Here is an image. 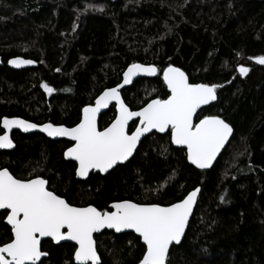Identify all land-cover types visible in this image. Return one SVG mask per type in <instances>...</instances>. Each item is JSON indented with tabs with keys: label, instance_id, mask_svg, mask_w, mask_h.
Segmentation results:
<instances>
[{
	"label": "trees",
	"instance_id": "16d2710c",
	"mask_svg": "<svg viewBox=\"0 0 264 264\" xmlns=\"http://www.w3.org/2000/svg\"><path fill=\"white\" fill-rule=\"evenodd\" d=\"M0 56V134L5 116L76 125L83 107L119 84L133 63L156 65L158 73L122 90L132 110L170 94L163 80L169 65L192 83L218 85L216 102L196 122L218 115L234 134L210 169L192 165L170 132H155L129 161L82 180L64 156L70 141L19 131L12 135L15 148L0 151V168L18 179L39 175L74 206L100 210L121 200L169 205L200 186L168 264H264V65L255 60L264 56V0H0ZM14 56L38 64L13 69L7 61ZM240 66L249 69L246 75ZM115 116L112 105L100 129ZM9 232L0 213L1 244ZM95 239L100 264H138L146 250L133 232L106 230ZM42 250L49 253L43 264H76L74 245L47 240Z\"/></svg>",
	"mask_w": 264,
	"mask_h": 264
},
{
	"label": "snow or ice",
	"instance_id": "6c2138e0",
	"mask_svg": "<svg viewBox=\"0 0 264 264\" xmlns=\"http://www.w3.org/2000/svg\"><path fill=\"white\" fill-rule=\"evenodd\" d=\"M255 60L264 65V56ZM9 63L19 67L33 61L16 59ZM238 71L246 75L249 69L240 66ZM156 72L155 66L133 63L123 73V84L130 83L140 73L155 75ZM163 80L170 92L167 98L153 99L138 111L129 110L121 99L119 89L123 85L106 89L94 106L83 108L82 119L71 128L51 123L38 126L5 117L2 124L7 131L0 135V149L14 147L8 134L14 126L25 132L39 127L49 137H68L73 143L64 156L76 162L75 175L84 178L94 170L108 173L129 161L141 137L155 129L160 133L170 132V142L185 147L187 160L196 168H210L233 135V127L218 115L204 116L198 123L194 117L202 105L217 99L218 85L190 83L180 68L171 65L163 70ZM41 87L48 93L53 91L47 84ZM112 101L116 102L118 114L101 130L97 114ZM133 118H139V126L130 131L129 121ZM49 184V180L39 175L18 179L7 168L0 169V210H7L6 223L11 226L8 242L0 246V264H43L42 257L49 255L41 248L45 237L57 243L75 241L76 264H98L100 257L93 234L104 228L117 232L132 229L139 234L146 246L139 264H168L170 246L181 243L200 191L196 188L167 206L121 200L111 204L113 210H100L91 204L74 206L50 190Z\"/></svg>",
	"mask_w": 264,
	"mask_h": 264
},
{
	"label": "water",
	"instance_id": "95a60500",
	"mask_svg": "<svg viewBox=\"0 0 264 264\" xmlns=\"http://www.w3.org/2000/svg\"><path fill=\"white\" fill-rule=\"evenodd\" d=\"M16 59H21V60H31V61H33V63L32 64H21L19 67H17L15 64H11V63H9V61L10 60H16ZM3 64V58H2V56H0V66ZM7 64H8V66H10L11 68H13V69H17V70H21V69H25V68H29V67H33V66H36L38 63L36 62V61H34V60H32V59H29V58H25V57H22V56H14V57H11L8 61H7ZM139 64H143V65H145V66H155L156 68H157V66L156 65H153V64H146V63H139ZM131 65V64H130ZM129 65V66H130ZM129 66H127L126 67V69L124 70V72L125 71H127V68L129 67ZM173 66V65H172ZM173 67H176V66H173ZM178 68V67H177ZM181 69V68H180ZM182 70V69H181ZM183 71V70H182ZM123 72V73H124ZM184 72V71H183ZM157 73H158V68H157V72H156V74L155 75H149V74H147V73H140V74H138V75H136V76H134L133 78H132V80H131V82L130 83H128V84H123V74H122V80H121V82L119 83V84H117V85H123V87H121L120 89H119V91H120V96H121V99L124 101V98H123V96H122V90H124L125 88H127V87H129V86H131L137 79H139V78H152V77H154V76H156L157 75ZM185 73V72H184ZM186 74V73H185ZM187 75V74H186ZM188 76V75H187ZM189 78V77H188ZM189 82H190V79H189ZM190 83H192V82H190ZM197 84H199V83H197ZM117 85H115V86H113V87H109V88H114V87H117ZM106 89H108V88H106ZM106 89H104L103 91H105ZM103 91L96 97V99L103 93ZM169 91V90H168ZM170 93V92H169ZM217 94V93H216ZM167 98V97H166ZM166 98H164V99H166ZM96 99L94 100V102L92 103V104H88V105H86V106H89V105H91V106H94L95 105V101H96ZM153 99H157V98H153ZM153 99H151V100H153ZM159 99H161V98H159ZM151 100L149 101V102H151ZM217 100V99H216ZM216 100L215 101H212V102H210L208 105H202L198 110H197V112H196V114H195V117H194V122H196V117H197V115H198V113L203 109V108H205V107H208L209 105H211L212 103H214V102H216ZM148 102V103H149ZM124 103H125V105L129 108V110H131V111H138V110H140V109H137V110H132L127 104H126V102L124 101ZM112 105H115V107H116V102L115 101H112V102H110L109 103V105H108V107H106V108H102L101 110H100V112L97 114V124H98V128L100 129V127H99V120H100V117L104 114V113H106L107 112V110H109L110 109V107L112 106ZM86 106H84V107H86ZM146 106V105H145ZM83 107V108H84ZM144 107V106H143ZM118 114V110H117V107H116V115ZM5 117H7V116H5ZM5 117H3L2 118V120H1V126H2V128H3V124H2V121H3V119L5 118ZM82 117H83V109H82V114H81V119H82ZM7 118H9V119H13V118H18V119H23V120H25V121H28V122H30V123H34V124H36V125H38V126H42V125H44V124H48V123H51V124H53L54 126H61L60 124H54V123H52V122H46V123H43V124H37V123H35V122H33V121H30V120H26V119H24V118H22V117H17V116H15V117H7ZM222 118V117H221ZM80 119V120H81ZM138 121V124H137V126H139V118H133V120L132 121H129V127H130V125L134 122V121ZM80 122V121H79ZM78 122V123H79ZM227 122V121H226ZM77 123V124H78ZM196 123H198V122H196ZM111 124V123H110ZM62 126H64V127H67V128H71V127H68V126H66V125H62ZM75 126V125H74ZM74 126H72V127H74ZM136 126V127H137ZM3 130H4V132L2 133V134H0V135H3L4 133H5V131H7L6 129H4L3 128ZM102 130V129H101ZM135 130V129H134ZM133 130V131H134ZM14 131H19V132H22V133H24V134H30V133H35V132H38V133H42V134H44V135H46L48 138H50V139H54V140H59V139H66V140H68V141H71L70 140V138H68V137H49L48 135H47V133H45V132H42L41 130H40V128L39 127H37L36 129H30L29 131H27V132H25V131H23V129H21V128H18V127H13L12 129H11V131L10 132H8V134H9V136H10V138L13 140V138H12V135H13V132ZM159 133V134H167L168 132H165V133H160V132H158L157 130H152L150 133H146L144 136H142L141 137V140H140V142L138 143V145H137V149H138V147L140 146V144H141V142L143 141V139L145 138V137H147L148 135H150V134H152V133ZM233 134H234V129H233ZM233 136V135H232ZM232 136L229 138V142H230V140H231V138H232ZM72 142V141H71ZM228 142V143H229ZM73 143V142H72ZM228 143L226 144V146L228 145ZM13 144H14V147L13 148H10V149H0V151H3V150H13L14 148H15V146H16V144H15V142H14V140H13ZM72 146V145H71ZM71 146H69V147H71ZM174 146H176V147H178V148H181V149H185L186 150V148L185 147H182V146H178V145H174ZM68 147V148H69ZM67 148V149H68ZM226 148V147H225ZM224 148V149H225ZM66 149V150H67ZM224 149H222V151H221V153L220 154H218V156H217V159L213 162V165L216 163V161L218 160V158L221 156V154H222V152L224 151ZM65 150V151H66ZM137 151V150H136ZM187 151V150H186ZM136 152H134V154H135ZM133 154V155H134ZM66 158V157H65ZM132 157H130V159H131ZM67 160H71V158H66ZM129 159V160H130ZM73 161V160H72ZM75 162V161H74ZM127 162V161H126ZM76 163V162H75ZM125 163V162H124ZM124 163H122V164H124ZM119 165H121V164H119ZM213 165L210 167V168H212L213 167ZM118 166V165H117ZM116 166V167H117ZM195 166V165H194ZM115 167V168H116ZM196 167V166H195ZM114 168V169H115ZM210 168H207V169H210ZM199 169V168H198ZM113 170V169H112ZM112 170H109V172L110 171H112ZM204 170V169H203ZM10 172V171H9ZM92 172H95V173H99L98 171H92ZM92 172H90L89 173V175L92 173ZM108 172V173H109ZM11 173V172H10ZM12 174V173H11ZM102 175H106L107 173H101ZM13 175V174H12ZM89 175H88V177H89ZM88 177H84V178H81V177H77V178H79V179H82V180H86ZM196 188H199L200 189V191L198 192V194H197V197H196V202H195V204L193 205V211H192V214H191V216L189 217V224H190V222H191V219H192V216H193V214H194V211H195V208H196V206H197V203H198V199H199V195H200V192H201V187L200 186H198V187H196ZM195 188V189H196ZM195 189H193V190H195ZM192 190V191H193ZM191 192V191H190ZM189 192V193H190ZM188 195V194H187ZM186 195V196H187ZM185 196V197H186ZM134 202V201H133ZM111 206V205H110ZM162 206H167V205H162ZM77 207H79V206H77ZM110 210H113V209H111V207H110ZM2 211H4V210H0V212H2ZM5 221H6V219H5ZM189 224H188V226L186 227V230H185V234H186V232H187V230H188V227H189ZM106 230H108V231H114V232H116V233H118V234H120V233H125V232H133V233H135L137 236H139V234L138 233H136L134 230H132V229H123L122 231H120V232H117V231H115V229H109V228H104V229H101V231L100 232H97V233H94L93 234V239L95 240V246H96V249H97V244H96V239H95V235L96 234H100V233H102V232H104V231H106ZM64 231H66V229L64 230ZM184 237H185V235L182 237V240H181V242L183 241V239H184ZM141 238V237H140ZM46 239H52L51 237H45V238H42V241H41V243L44 241V240H46ZM141 240H142V238H141ZM142 242H143V240H142ZM54 243L55 244H65V243H68V244H72V245H74V246H76V248L78 247V245H76V243H75V241H68V240H62V241H60V242H56V241H54ZM175 245H177V244H175V243H173V245H171L170 246V252H171V249H172V247L173 246H175ZM179 245V244H178ZM0 246H2L1 244H0ZM76 248H75V250H76ZM75 253V252H74ZM97 253H98V256L100 257V254H99V252H98V250H97ZM169 255H170V253H169ZM48 257V256H47ZM47 257H42V260L44 259V258H47ZM75 260V259H74ZM76 262V261H75ZM101 263V258L99 259V262H98V264H100ZM139 264V263H138Z\"/></svg>",
	"mask_w": 264,
	"mask_h": 264
},
{
	"label": "flooded vegetation",
	"instance_id": "af4514ba",
	"mask_svg": "<svg viewBox=\"0 0 264 264\" xmlns=\"http://www.w3.org/2000/svg\"><path fill=\"white\" fill-rule=\"evenodd\" d=\"M137 121V120H136ZM138 122V121H137ZM138 124V123H137ZM14 133V132H13ZM71 142V141H70ZM72 143V142H71ZM72 145V144H71ZM70 145V146H71ZM0 169H4V168H0ZM9 170V169H8ZM35 178V177H34ZM50 188V187H49ZM50 190H52V189H50ZM0 213H3L4 214V221H5V219H6V215H7V210H4V211H2V212H0ZM5 223H6V221H5ZM7 224V223H6ZM9 226V228L11 227L10 225H8ZM47 240H51V241H53L52 239H46V240H44L42 243H41V248H42V244L45 242V241H47ZM54 242V241H53ZM1 244V243H0ZM4 244V243H3ZM3 244H1V245H3ZM72 245V244H71ZM75 248H76V246H75ZM43 251V250H42Z\"/></svg>",
	"mask_w": 264,
	"mask_h": 264
},
{
	"label": "rangeland",
	"instance_id": "374dc122",
	"mask_svg": "<svg viewBox=\"0 0 264 264\" xmlns=\"http://www.w3.org/2000/svg\"><path fill=\"white\" fill-rule=\"evenodd\" d=\"M48 93V92H47ZM48 94H50V93H48Z\"/></svg>",
	"mask_w": 264,
	"mask_h": 264
}]
</instances>
